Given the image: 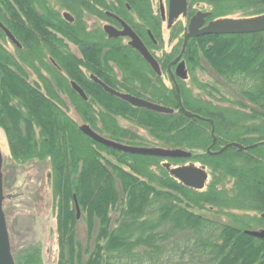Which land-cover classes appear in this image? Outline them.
<instances>
[{"label": "trees", "instance_id": "16d2710c", "mask_svg": "<svg viewBox=\"0 0 264 264\" xmlns=\"http://www.w3.org/2000/svg\"><path fill=\"white\" fill-rule=\"evenodd\" d=\"M79 1L69 3L76 7ZM130 1L146 11L144 0ZM18 5L24 20L18 18ZM234 11L245 16L263 14L264 0L215 3L212 17ZM41 16L30 0H0V22L23 46L8 49L10 42L0 29V130L16 163L49 161L56 264H264V239L245 232L264 229V31L189 39L184 57L190 74L203 61L219 79L217 85L193 79L210 98L178 81L183 107L201 117L197 118L184 114L175 87L167 86L146 64L141 66L126 46L105 41L102 35L86 40L80 23L70 29L53 10L49 29L77 43L83 57L54 55L53 50L50 54L62 73L48 64L44 76L34 67V60L44 62L40 53H34L32 21L33 29L47 41L43 48L50 49V38L60 42L47 33ZM94 41L105 42L107 50ZM172 54L166 55L165 75ZM32 73L43 92L30 81ZM89 74L173 112L132 106L108 94ZM70 81L79 84L87 100L76 94ZM221 84L234 89L238 98L223 97ZM62 95L68 100H62ZM68 105L106 138L132 146L179 148L191 156L162 158L102 145L81 132L68 115ZM120 120L144 130L147 137L123 127ZM210 120L216 138L212 152L233 142L251 147L239 150L228 145L219 154L209 153ZM195 161L210 177L202 189L184 185L167 168ZM79 218L86 226V245L77 238ZM13 258L15 264H43L38 243L24 246Z\"/></svg>", "mask_w": 264, "mask_h": 264}, {"label": "flooded vegetation", "instance_id": "af4514ba", "mask_svg": "<svg viewBox=\"0 0 264 264\" xmlns=\"http://www.w3.org/2000/svg\"><path fill=\"white\" fill-rule=\"evenodd\" d=\"M223 1H228V0H222V1H212V0H186L185 2V8L183 11L180 12V14L173 18L171 23H168L169 20V14H170V0H144L145 6H146V11H144V8L140 6H136L132 3L130 0H81L76 4V7L74 4L69 3V2H74V0H30L33 11L38 14L39 16L43 15L45 16L46 19V26L45 30L47 31L48 34H55L56 39H59L58 42L56 43L53 42V40L50 38V41L48 42L49 48H43V44L47 45V41H44L41 36L42 34L38 33L35 28V25L33 24L32 21V26L31 29L36 32V46L34 47V53H40L41 54V61L44 62L41 63L39 60H34V67L38 68L39 70L43 71V75L46 76V73L44 72V69L48 64H51L53 67L56 68V70L60 71L62 73V69L60 68L59 62L56 60V57H53L50 53L53 51L55 52L54 55H64L65 53L70 54L71 56L75 57L76 59H81L83 57V52L81 51L79 45L75 43L74 41H70L68 37H64L58 32H55L53 30H50V19H51V10L57 12L58 16H60V19L64 21L66 24L65 26H68L71 28L76 27L78 23L82 25V28L85 33V38L86 40H92L91 38H96L99 36H104L105 41L109 40H116L118 41L119 45H124L126 48L130 50V53H132L138 63L143 66L146 64L151 70L152 68L150 65L145 61L141 53L136 50L131 44V38L126 35H118V36H110L109 33L106 31V28H110L114 30L115 32H122L124 30V27H128L137 37L140 39L144 47L147 49V51L151 54V56L154 58V60L157 62L161 74L158 75L156 74L153 70V72L157 76H163L165 75L163 72V64L166 59V55L173 53V51L169 53H162L161 51V46L163 43V29L164 26L171 31H174L173 35H170V37L176 39L178 33L181 30V38H180V48L177 51V54H172L174 55L173 57L168 60L166 64V77L168 78V81L170 82V85H173V81L170 78L169 74V67L172 73L175 74V69L177 66V63L180 61H184L185 68L187 71V77L186 79H179L178 77H175L176 81L178 82L179 80L186 81L189 76V66L187 64V60L184 57L185 56V51L180 57L179 61L175 64H171V62L178 56L180 55L182 51V46H183V39L184 35L187 31L188 24L193 16L196 15V13L200 12L202 14H206L204 17V22L200 28L203 26L207 25L212 20H215L217 18H224L227 15H224L222 17H217L213 18L212 17V12L214 9V4L223 2ZM87 2L88 4H84ZM135 2V1H133ZM201 5L209 6V8H203ZM17 12H18V18L20 17L21 19L24 20L21 12V8L18 5L17 6ZM68 15L71 20L68 19L65 15ZM49 15V16H47ZM41 16V17H43ZM125 25V26H124ZM68 31V30H67ZM68 33V32H67ZM172 34V32H171ZM176 34V36H175ZM14 36V35H13ZM67 36V34H66ZM201 36V35H199ZM196 36V37H199ZM192 37V38H196ZM14 38L18 42V46L11 43V45H14L18 50H21L23 48L21 41L17 39L15 36ZM40 38L43 40H40ZM189 38V39H192ZM47 39V37H46ZM80 38V42H81ZM188 39V41H189ZM95 42V41H94ZM99 46H102V50L105 52L107 50L106 43L103 42L102 44L99 41L95 42ZM101 44V45H100ZM188 44V42H187ZM186 44V46H187ZM54 45V46H52ZM58 45H62L58 46ZM53 47L54 49H51ZM52 52V53H53ZM160 52V54L158 53ZM59 60L61 56L57 57ZM109 65L111 68L114 70L118 71L116 68V65L109 61ZM49 66V65H48ZM78 68L85 71L86 67H83V64H78ZM33 74V73H32ZM35 76V74H33ZM91 75L94 74H89V78L91 79ZM96 76V75H94ZM97 77V76H96ZM98 78V77H97ZM36 82H32L33 85L39 87V89L43 92V86L40 83V81L37 79L35 76ZM99 79V78H98ZM92 82L93 79H91ZM100 80V79H99ZM102 81V80H101ZM71 82H69L71 86ZM104 82V81H102ZM95 83V82H94ZM105 83V82H104ZM96 84V83H95ZM108 87H110L107 83H105ZM79 85V84H78ZM99 86V85H98ZM72 88V86H71ZM112 88V87H110ZM116 91L122 92V93H127L130 94L129 92H126L125 90L116 89L112 88ZM84 91V90H83ZM76 92V91H75ZM85 93V92H84ZM77 94V93H76ZM86 94V93H85ZM78 95V94H77ZM132 95V94H130ZM79 96V95H78ZM62 100H64L63 97H65L67 101L68 98L64 95L61 96ZM80 97V96H79ZM87 97V95H86ZM145 99V98H144ZM84 100V99H83ZM87 100V99H85ZM129 129V128H128Z\"/></svg>", "mask_w": 264, "mask_h": 264}, {"label": "rangeland", "instance_id": "374dc122", "mask_svg": "<svg viewBox=\"0 0 264 264\" xmlns=\"http://www.w3.org/2000/svg\"><path fill=\"white\" fill-rule=\"evenodd\" d=\"M203 8L209 6L201 5ZM226 17L245 18L250 16L242 15L240 12L228 13ZM163 29V43L161 46L162 53L177 54L180 48L181 30L174 39L170 35L174 31L168 30L165 25ZM176 36V34H175ZM7 48L12 49L10 43ZM236 52V51H235ZM160 54V52H158ZM235 59L234 55L230 56ZM256 58V57H255ZM200 83L215 84L219 79L205 62H201V68H198L193 76L190 74L184 83L193 90L194 93L200 94L206 98H210L206 93L194 85L193 79ZM165 84L170 86V82L166 75L162 76ZM31 82H36L35 76L31 74ZM217 85V84H215ZM224 92L226 98H238L234 89H230L225 85H219ZM216 100L219 102V95L216 94ZM64 100L65 97H63ZM223 102V101H222ZM68 103V102H67ZM68 115L78 124H84L76 115L72 106L68 105ZM123 127L136 131L138 134L147 137V133L135 127L134 125L120 120ZM0 150L3 157L2 173H3V210L5 213L7 229L9 233V241L12 254L19 251L24 246L38 243L41 248V256L43 264H56L58 255L57 234L55 217L52 210V196L50 187V164L47 159H33L23 163H16L12 159L5 134L0 130ZM186 164H189L187 162ZM192 164L200 167L199 162ZM184 165V164H182ZM172 167H176L171 165ZM179 166V165H178ZM208 180L210 177L207 178ZM94 191V190H93ZM97 195V194H96ZM254 230H257L254 228ZM77 238L86 245L87 233L83 219L79 218L76 225Z\"/></svg>", "mask_w": 264, "mask_h": 264}, {"label": "water", "instance_id": "95a60500", "mask_svg": "<svg viewBox=\"0 0 264 264\" xmlns=\"http://www.w3.org/2000/svg\"><path fill=\"white\" fill-rule=\"evenodd\" d=\"M212 1H218V0H212ZM222 1V0H219ZM185 2L186 0H170V14H169V20L168 23L170 24L173 18L177 17L181 11L185 8ZM206 14H202L200 12L196 13L195 16H193L188 24L187 31L184 35L183 39V46L182 51L180 55H178L171 64H175L179 61L180 57L185 51L186 44L188 42L189 38L196 37L199 35H207V34H247V33H256V32H262L264 31V13L245 17V18H232V17H224V18H217L215 20L210 21L207 23V25L200 28L204 22V17ZM66 17H68L69 20L71 18L66 14ZM125 26V25H124ZM0 29L5 33L8 40L15 44L19 45L12 33L4 27V25L0 22ZM106 31L109 33L110 36H118L128 35L132 40L130 44L138 50L145 61L150 65L152 70L160 75L161 71L157 64V62L154 60V58L151 56V54L147 51V49L144 47L140 39L128 28L124 27V30L122 32H115L114 30L110 28H106ZM169 74L170 78L173 81L177 97H178V104L181 108V110L184 112V114L188 117H199L198 115H195L191 113L190 111H187L182 106L181 96H180V88L178 86V83L175 79V77H178L179 79H186L187 77V71L185 68L184 61H180L177 63L175 74L172 73L169 67ZM91 79L99 85L104 91H106L108 94L115 96L124 102H127L131 104L132 106L138 107V108H144L153 112L158 113H172L173 109L153 103L147 99L140 98L137 96H133L127 93H122L119 91H116L110 87H108L104 82L99 80L96 76L91 75ZM72 89L76 91V93L82 98L87 99L86 94L84 93L83 89L74 81L71 82ZM211 125H213L212 121L210 120ZM79 129L83 134L90 137L94 141L105 145L107 147L132 153V154H142V155H150V156H157L162 158H188L191 156V153L189 151L183 150V149H170V148H163V147H142V146H132L124 143H120L114 140H111L109 138H106L96 131H94L88 124H82L79 126ZM213 134V126H212V132ZM215 141V138L213 137V142ZM228 145L236 146L239 150H245L248 149L251 146H243L238 143H229L223 146L220 150L213 152V154H219L221 153ZM2 164H3V157L0 150V264H15L14 258L11 252V246L9 241V233L7 229V223L5 218V213L3 210V181H2ZM167 168L169 169L170 173L178 179L181 183L184 185L195 188V189H202L207 181L208 174L204 167L196 166L192 163L187 165H181L176 167H170V165H167ZM75 200V199H74ZM75 209H76V217L78 218L80 216V210L79 207L75 201ZM261 217H264V213L261 214ZM247 234L264 239V229H257V230H246Z\"/></svg>", "mask_w": 264, "mask_h": 264}, {"label": "bare ground", "instance_id": "6f19581e", "mask_svg": "<svg viewBox=\"0 0 264 264\" xmlns=\"http://www.w3.org/2000/svg\"><path fill=\"white\" fill-rule=\"evenodd\" d=\"M183 106V105H182ZM185 109V108H184ZM188 111V110H187ZM192 113V112H191ZM193 114H195V113H193ZM195 115H197V114H195ZM199 116V115H198ZM197 118H201L200 116L199 117H197ZM212 126H213V134L211 133L212 132ZM210 133H211V136H212V142H211V144H210V146L207 148V151L209 152V153H211V154H213V152L210 150L211 149V147L214 145V143H215V141L213 142V137L215 138V136H214V125H211V130H210ZM215 140H216V138H215ZM255 145H257V144H255ZM225 146V145H224ZM223 147V146H222ZM221 147V148H222ZM220 148V149H221ZM219 149V150H220ZM216 152V151H215Z\"/></svg>", "mask_w": 264, "mask_h": 264}]
</instances>
